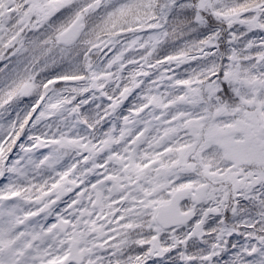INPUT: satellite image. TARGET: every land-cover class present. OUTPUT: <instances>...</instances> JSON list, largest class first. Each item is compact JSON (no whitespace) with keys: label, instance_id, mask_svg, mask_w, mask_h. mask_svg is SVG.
Returning <instances> with one entry per match:
<instances>
[{"label":"snow or ice","instance_id":"obj_1","mask_svg":"<svg viewBox=\"0 0 264 264\" xmlns=\"http://www.w3.org/2000/svg\"><path fill=\"white\" fill-rule=\"evenodd\" d=\"M0 264H264V0H0Z\"/></svg>","mask_w":264,"mask_h":264}]
</instances>
